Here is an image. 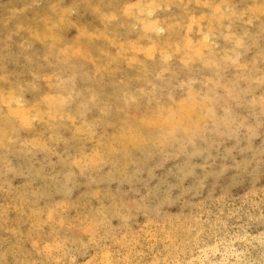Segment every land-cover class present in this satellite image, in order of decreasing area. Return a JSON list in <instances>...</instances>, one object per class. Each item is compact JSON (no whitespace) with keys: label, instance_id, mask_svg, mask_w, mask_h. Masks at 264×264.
<instances>
[{"label":"clouds","instance_id":"1","mask_svg":"<svg viewBox=\"0 0 264 264\" xmlns=\"http://www.w3.org/2000/svg\"><path fill=\"white\" fill-rule=\"evenodd\" d=\"M0 264H264V0H0Z\"/></svg>","mask_w":264,"mask_h":264}]
</instances>
